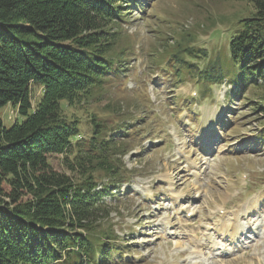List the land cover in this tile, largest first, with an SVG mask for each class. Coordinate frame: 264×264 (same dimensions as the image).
<instances>
[{
	"label": "rangeland",
	"instance_id": "rangeland-1",
	"mask_svg": "<svg viewBox=\"0 0 264 264\" xmlns=\"http://www.w3.org/2000/svg\"><path fill=\"white\" fill-rule=\"evenodd\" d=\"M251 9L245 0L136 5L112 27L115 48L131 54L121 76L64 108L84 134L93 118L119 144L113 158L126 183L103 196V223L125 248L108 264H264V91L226 80L208 87L191 69L178 79L168 65L183 47L207 55L192 58L196 66L225 54ZM15 113L0 109L4 126ZM61 158L49 163L69 175ZM94 177L95 190L108 182L101 172ZM234 226L239 234L230 240Z\"/></svg>",
	"mask_w": 264,
	"mask_h": 264
},
{
	"label": "trees",
	"instance_id": "trees-1",
	"mask_svg": "<svg viewBox=\"0 0 264 264\" xmlns=\"http://www.w3.org/2000/svg\"><path fill=\"white\" fill-rule=\"evenodd\" d=\"M146 1L0 0V109L16 112L9 126L0 119V264H108L123 255L102 201L126 183L113 158L119 144L93 118L84 134L63 112L121 76L131 54L115 48L112 27ZM245 1L252 9L225 54L196 66L190 60L207 55L183 47L168 60L178 79L191 69L208 87L226 80L264 91V0ZM53 155L69 175L51 167ZM98 172L108 182L95 190Z\"/></svg>",
	"mask_w": 264,
	"mask_h": 264
},
{
	"label": "bare ground",
	"instance_id": "bare-ground-1",
	"mask_svg": "<svg viewBox=\"0 0 264 264\" xmlns=\"http://www.w3.org/2000/svg\"><path fill=\"white\" fill-rule=\"evenodd\" d=\"M238 226V225H237ZM237 226H234L233 228H232V233L235 235V234H237V231H238V228L236 229V227Z\"/></svg>",
	"mask_w": 264,
	"mask_h": 264
}]
</instances>
